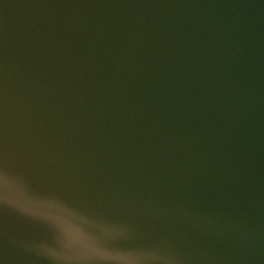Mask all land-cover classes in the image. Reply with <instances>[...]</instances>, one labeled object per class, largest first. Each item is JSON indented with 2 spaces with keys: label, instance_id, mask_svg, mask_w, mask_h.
Listing matches in <instances>:
<instances>
[{
  "label": "water",
  "instance_id": "water-1",
  "mask_svg": "<svg viewBox=\"0 0 264 264\" xmlns=\"http://www.w3.org/2000/svg\"><path fill=\"white\" fill-rule=\"evenodd\" d=\"M0 159V264H264V0H0Z\"/></svg>",
  "mask_w": 264,
  "mask_h": 264
},
{
  "label": "snow or ice",
  "instance_id": "snow-or-ice-1",
  "mask_svg": "<svg viewBox=\"0 0 264 264\" xmlns=\"http://www.w3.org/2000/svg\"><path fill=\"white\" fill-rule=\"evenodd\" d=\"M10 186L15 188L16 192L23 201H36L42 197L50 195L42 191L33 190L18 181L13 173L9 170L6 163L0 159V207L6 206L10 202L8 199V191ZM16 206L19 207V204ZM46 223L55 228L54 224L50 222ZM106 231L112 232L115 231V229H107ZM95 252L97 255L105 257H107L109 253L115 252L118 254L117 258L125 261V264H145V260L141 255V251L112 248L106 243L100 241L98 238L95 241Z\"/></svg>",
  "mask_w": 264,
  "mask_h": 264
},
{
  "label": "clouds",
  "instance_id": "clouds-1",
  "mask_svg": "<svg viewBox=\"0 0 264 264\" xmlns=\"http://www.w3.org/2000/svg\"><path fill=\"white\" fill-rule=\"evenodd\" d=\"M141 255L145 261L154 260V259H163V257L156 256L151 252H142Z\"/></svg>",
  "mask_w": 264,
  "mask_h": 264
}]
</instances>
